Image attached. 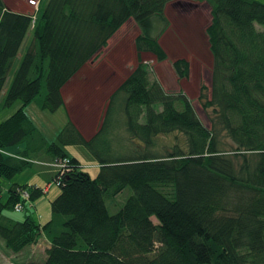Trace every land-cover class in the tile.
Returning <instances> with one entry per match:
<instances>
[{
	"label": "trees",
	"instance_id": "trees-1",
	"mask_svg": "<svg viewBox=\"0 0 264 264\" xmlns=\"http://www.w3.org/2000/svg\"><path fill=\"white\" fill-rule=\"evenodd\" d=\"M173 1L181 2L47 0L33 18L0 0V94L18 60L1 105L21 101L0 122V180L9 181L6 192L0 181V238L14 252L41 236L49 242L42 261L18 264H264L263 2L196 0L207 3L211 15V83L198 94L202 107L212 110L210 127L184 94H169L151 81L139 56L88 138L69 119L49 141L25 111L34 100L50 112L63 105L62 87L129 19L142 29L134 41L137 54L164 59L149 33L150 18ZM173 66L179 77L188 74L185 60ZM117 108L123 139L112 118ZM167 135L173 143L159 145ZM223 135L231 145L221 142ZM66 145L88 150L99 165L96 176L81 169ZM36 164L49 171L45 186L59 187L50 219L6 216L4 210L17 203L24 210L48 192L13 181ZM126 187L131 194L110 213L106 201Z\"/></svg>",
	"mask_w": 264,
	"mask_h": 264
},
{
	"label": "rangeland",
	"instance_id": "rangeland-1",
	"mask_svg": "<svg viewBox=\"0 0 264 264\" xmlns=\"http://www.w3.org/2000/svg\"><path fill=\"white\" fill-rule=\"evenodd\" d=\"M13 1L18 3L15 6ZM47 0H3V3L17 12H25L33 18L42 11ZM264 3V0H259ZM11 9V10H13ZM15 9L13 11H15ZM211 20L210 7L204 1L181 0V2H169L165 5L160 15L150 18L149 33L156 37L159 46L165 54V58L160 60L149 51H142L137 54L134 41L137 35L142 33L140 26L134 20H127L108 40L97 54L85 63L80 70L62 87L61 93L65 105H61L55 112L40 109L35 100L25 106L30 119L42 134L49 141H56L57 132L68 122L66 107L70 110V117L80 132L86 137H90L100 126L103 114L110 95L117 86L127 77L138 63V56L148 71L151 81H157L165 92L176 95L184 94L189 98L191 105L199 120L207 127L211 125L213 113L211 108L204 109L198 101L200 86L210 88L211 71L213 57L209 49L206 27ZM30 33L26 38L28 41ZM24 46L20 53H23ZM19 53V54H20ZM183 59L188 63L189 71L185 77H179L174 69L173 63ZM18 64L15 61L14 69ZM13 69V71H14ZM13 71L7 77L3 90L0 94V122L10 116L20 107L21 101L17 100L11 106L2 107L1 102L4 93L8 88ZM44 86L36 98L44 93ZM205 93H209L207 90ZM118 109V108H117ZM114 112L113 120L117 125L116 132H119V139H123L124 131L120 124L124 121L123 113L120 109ZM179 138L181 139L180 135ZM159 142L165 145L173 143L172 135L159 137ZM221 142L232 144L226 136H221ZM64 150L67 154L75 156L81 163V169L91 177L96 176L99 165L82 145H66ZM16 151L12 150L11 152ZM28 180H38L44 186L46 178L38 176L36 167L27 168L23 172L16 174L14 180L23 182ZM3 192L9 181L1 179ZM33 182V181H32ZM32 202H27L24 210H4L3 214L16 220H22L25 215H32L38 222L46 221L50 212V200L55 193L59 192V187L53 183L45 186V191ZM131 194V188L126 187L116 196L106 201L107 209L114 213L126 201ZM33 206H32V205ZM42 244V243H41ZM41 244L32 245L31 250L36 249L33 256L29 247L21 252L12 251L0 238V264H18L29 260L42 261Z\"/></svg>",
	"mask_w": 264,
	"mask_h": 264
},
{
	"label": "crops",
	"instance_id": "crops-1",
	"mask_svg": "<svg viewBox=\"0 0 264 264\" xmlns=\"http://www.w3.org/2000/svg\"><path fill=\"white\" fill-rule=\"evenodd\" d=\"M13 4H15V6L16 5H18V3L16 2H14L13 1ZM15 6H12L11 7V9H13V7H15ZM15 9V8H14ZM13 9V10H14ZM15 11H18V10H16L15 9ZM20 12V11H19ZM22 12V11H21ZM22 13H25V12H22ZM20 55V54H19ZM63 105H65V102L63 103ZM66 106V105H65ZM66 111H67V114H68V120L69 119H71V117H70V110H69V108H67L66 107ZM13 152H15V151H13ZM48 169L47 168H45L44 166H42V165H40V164H36V173H37V175L38 176H42V177H44V178H46L47 176H48ZM29 178H27L25 181H23L24 183L26 182V183H29V184H35V185H37V186H41V184H40V182L38 181V180H33V179H31V180H28ZM33 181V182H32ZM46 183V182H45ZM44 186H45V184H44ZM48 192H49V190H48ZM58 193V192H57ZM57 193H55L54 195H56ZM50 216H51V213L49 214V216L47 215V220H49L50 219ZM46 220V221H47ZM39 222L40 223H44V221H40L39 220ZM42 243V244H41ZM37 244H41V246H42V257L44 258V256H45V254H44V250H45V248L46 247H48V245H49V242L47 241V239L44 237V236H41L40 238H39V240H38V242L37 243H35V244H32V245H37ZM27 248L29 247V246H26ZM25 247V248H26ZM25 248H23L22 250H24ZM29 250H30V252L31 253H33L32 255L34 256L35 254H36V249H34V250H31V248L29 247ZM19 252H21V250L19 251Z\"/></svg>",
	"mask_w": 264,
	"mask_h": 264
},
{
	"label": "built area",
	"instance_id": "built-area-1",
	"mask_svg": "<svg viewBox=\"0 0 264 264\" xmlns=\"http://www.w3.org/2000/svg\"><path fill=\"white\" fill-rule=\"evenodd\" d=\"M23 197L25 199H27L28 198V193L23 192ZM14 208H15V210H21L23 208V205L21 203H17V204H15Z\"/></svg>",
	"mask_w": 264,
	"mask_h": 264
}]
</instances>
